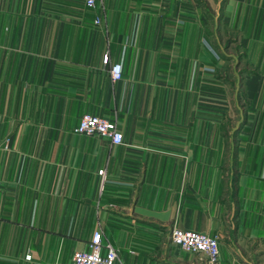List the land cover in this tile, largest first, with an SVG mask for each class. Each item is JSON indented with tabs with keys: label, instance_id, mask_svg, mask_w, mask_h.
I'll return each instance as SVG.
<instances>
[{
	"label": "crops",
	"instance_id": "obj_1",
	"mask_svg": "<svg viewBox=\"0 0 264 264\" xmlns=\"http://www.w3.org/2000/svg\"><path fill=\"white\" fill-rule=\"evenodd\" d=\"M172 226L264 264V0H0V264H68L95 229L112 264H201Z\"/></svg>",
	"mask_w": 264,
	"mask_h": 264
},
{
	"label": "built area",
	"instance_id": "obj_2",
	"mask_svg": "<svg viewBox=\"0 0 264 264\" xmlns=\"http://www.w3.org/2000/svg\"><path fill=\"white\" fill-rule=\"evenodd\" d=\"M95 1L84 0V4L93 7ZM93 21L97 22V18H94ZM101 62L103 65H107L108 74L112 81L120 78L121 65L119 62L109 63L106 52L102 54ZM73 131L80 134L104 136L110 143H119L122 140V133L118 129L116 121L102 114L82 113L73 127ZM103 172V168L97 169V173L102 176ZM169 238L172 243L182 249L200 254L201 264H217L218 236L216 234L209 235L193 229L172 226L169 231ZM25 257L28 258L29 255L26 254ZM116 258V248L103 241L100 229H95L87 241V249L74 250L68 264H112Z\"/></svg>",
	"mask_w": 264,
	"mask_h": 264
},
{
	"label": "rangeland",
	"instance_id": "obj_3",
	"mask_svg": "<svg viewBox=\"0 0 264 264\" xmlns=\"http://www.w3.org/2000/svg\"><path fill=\"white\" fill-rule=\"evenodd\" d=\"M227 36L226 37H228V40L225 38L224 40L222 39V44H224V43H226V44H228V43H231V42H233V35L230 33V32H227V34H226Z\"/></svg>",
	"mask_w": 264,
	"mask_h": 264
}]
</instances>
